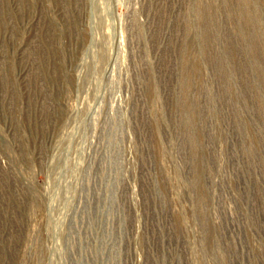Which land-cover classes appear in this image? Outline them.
Listing matches in <instances>:
<instances>
[{"label":"rangeland","instance_id":"374dc122","mask_svg":"<svg viewBox=\"0 0 264 264\" xmlns=\"http://www.w3.org/2000/svg\"><path fill=\"white\" fill-rule=\"evenodd\" d=\"M0 264H264V0H0Z\"/></svg>","mask_w":264,"mask_h":264}]
</instances>
